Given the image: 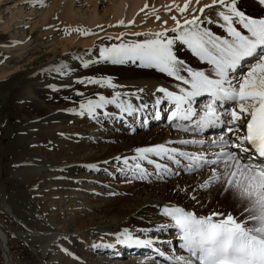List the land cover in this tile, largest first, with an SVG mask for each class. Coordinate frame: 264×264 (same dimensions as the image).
I'll return each mask as SVG.
<instances>
[{
  "label": "snow or ice",
  "instance_id": "6c2138e0",
  "mask_svg": "<svg viewBox=\"0 0 264 264\" xmlns=\"http://www.w3.org/2000/svg\"><path fill=\"white\" fill-rule=\"evenodd\" d=\"M191 2L185 0L182 7L177 6L178 11H188ZM195 2L199 4L200 0ZM240 2L212 0L210 4L193 10L203 15L206 9L219 6L221 10L216 15L223 21L221 27L226 36L202 26L213 23L211 18L202 20L201 15H192L182 24L172 16L176 26L170 31L176 33L175 36H168L169 30L165 29L152 34V39L114 45L101 51L102 59L112 64L139 62L141 67L155 68L178 82L175 91L167 87L157 88L163 99L173 105L167 119L175 127L197 134L218 127L224 130L218 139L211 141L196 138L169 140L136 148V155L131 158L116 157L117 160L123 159L125 165H129L131 159L134 163L130 167L141 177L147 173L141 162L153 165L158 172L176 175L178 171L173 173L167 163L161 164L158 160L169 161L188 173L208 168L210 175L199 187L204 190L215 188L221 197L235 205L234 210L215 209L207 215L177 204L161 206L160 214L168 218L169 223L162 224L157 231L167 227L176 229L179 248L186 253H178L175 249L166 253L157 248L158 256L169 264H264V18L247 15ZM258 3L264 6V0H258ZM177 41L210 66L209 70L193 69L180 60L173 51ZM87 82L113 89L118 87L110 78L89 79ZM128 95L117 91L110 98L100 95L98 100L88 99L86 103H80V114L87 113L95 118L97 109L115 105L122 113L133 115L147 107L135 106L130 99L122 98ZM202 97L207 99L201 107L198 98ZM161 103L162 99L157 98L155 104ZM160 111L154 113L155 119L161 118ZM173 144L207 146L219 151L190 152L170 146ZM119 236L123 239L118 238L117 242L128 246L152 247L163 243L158 239L135 237L127 229ZM103 246L114 247L112 244Z\"/></svg>",
  "mask_w": 264,
  "mask_h": 264
},
{
  "label": "bare ground",
  "instance_id": "6f19581e",
  "mask_svg": "<svg viewBox=\"0 0 264 264\" xmlns=\"http://www.w3.org/2000/svg\"><path fill=\"white\" fill-rule=\"evenodd\" d=\"M72 1L73 0L55 1L54 6L50 8L48 12H50V10H54V13H57L63 23L84 24L88 28L94 27L98 22L104 23L108 21V18L101 16L97 10L98 0H95V4L93 5L91 12H83L81 15L76 11ZM211 2L212 0H200V3L197 4L195 0H192V2L189 4L188 11L181 13L178 11L177 6L182 7L185 3V0H111L108 16L114 17V21L117 23L123 21V24H126V26L131 28L129 31L139 30L138 32H143L146 34V31L159 30L157 32H161L165 29H168L169 31L167 35L171 37L176 35V33L170 31L176 26V23L174 20H172V17L165 15L163 17L164 19L158 20L157 22H155L153 19H148L147 21L143 22L142 12L152 9L154 11H158L159 13H163L164 9L166 11L170 7L171 9L173 8V10L169 11L168 13L175 14L174 16H176V18L183 24L184 20L191 19L192 15H201L198 11H193L194 9H199L204 4H210ZM145 5L148 7H145ZM216 7L218 8V6L213 8ZM240 7L246 12L247 15L253 18H264V6H261L258 3V0H241ZM217 11L218 10L209 12L205 11L204 14L201 15V19L207 20V18H211V20L214 22L205 23L202 26L209 28L217 35L226 36L227 33L225 29L221 27L223 21L220 20V18L216 15ZM164 14L167 13L164 12ZM105 15L107 14L105 13ZM37 23L38 22H35L33 28L37 26ZM11 27L12 25L10 21L0 23V28H3L4 30H10ZM118 33L117 35H119ZM93 40L94 39L86 41L83 40V38H72L67 40L66 44L79 43L83 44L79 46L86 47L91 45L84 44H88ZM69 46L72 47L75 45H64L62 47L67 49ZM58 48L59 45H53L52 47V50L56 56H58ZM102 50L96 54H91L90 56L82 57L81 59L79 58L76 63H65L64 72H66V74L73 73L72 76L76 80L84 81L83 83L79 82L75 89H69L65 92L69 99H71V95L76 93L78 96V102L86 103L88 99L98 100L100 95L110 98L115 92L119 91L121 93H128V96H123L122 98L126 100L130 99L133 105H147V107L141 108L140 111L134 113L133 115H127L126 113H122L115 105H108L103 109H97V115L95 118L88 115L87 113L81 115L80 109L79 117H75L71 121H58V130L60 132L65 131L64 135L66 132H70L71 136H69V139L75 141L76 144H74V146L76 149H69L63 156L64 159L61 164L45 165L44 163H38L34 168H32V171L34 170L33 173L36 175V177H40L42 173L49 168L63 169L64 171L75 174L76 176H87L88 178H90V176L87 175V170L90 168L96 171L100 169H106L112 175H114L115 172H130L131 176L136 178V181H129L127 184L125 183L126 185L124 184L120 186V191H118L120 194H116V192H114L112 193L113 195L109 196L108 198H102L100 195L101 193L97 192L98 188H95V190L92 192L89 191V194L91 195H86V189H82L73 183L69 185V187L71 186L70 191L72 193L74 192V196H76L77 199H80V196H86L87 205L93 204V201L97 202V205L95 204L93 208L96 210V215H99L98 218L94 217L91 219V222L88 218H75L74 222L77 228L75 233L79 234L81 238L88 239L92 248H95L94 245H101L98 247L99 249L108 251L113 247H104L103 245L112 244L115 246L116 244H119V247L121 244L127 245L125 243L117 242L118 238L123 239V237L119 236V234L124 232L126 229L135 237H139L141 239L153 238L158 239L159 241L162 239L164 241L171 240L167 234V232L170 231L171 236L177 239V241L173 242L174 245L178 246L177 249H175L174 246L166 248L162 243H156L152 247L138 246L141 250V253L136 255V257H132L129 260H124V255H126L124 254L122 257H120L122 260H118V262L114 263L157 264V262H159V264H166L159 260L152 259V257L149 256L150 251L154 249L153 253H156V249L159 248L166 253H171L173 249H175L178 253H186H183V250L179 248L180 241L176 229L167 227L161 231H157V229L160 228L162 224L169 223L168 218L163 217L160 214L161 205L177 204L186 207L189 210H195L200 215H207L209 212L215 209L234 210L235 205L232 204L229 199L221 197L215 188L209 189L206 196L201 199H192L193 196L198 195L201 190H204L201 189L199 185L203 183V180L210 175V169L208 168H206V170L202 173H188L169 161L158 160V162L161 164L167 163L168 166L173 169V173L177 171L179 172L178 177L173 181H170L169 179L175 174H165L162 171L158 172V170L155 169L153 165H149L146 162H141L143 167L147 169V173L141 177L138 172L130 167L134 163L131 159L129 160V165H125L123 163V159L117 160L116 157L131 158L132 156L136 155V148L161 144L169 140L177 141L180 139L196 138L211 141L213 139H218L219 135L223 133L214 135L213 133L215 131H219L217 128L211 129L207 132L210 134L206 135L185 132L175 127L174 124L167 119L168 115H166V112L170 114V110L173 108V105L167 100L163 99V94L157 92V88L167 87L169 90L175 91L177 90L176 84L178 82L155 68L141 67L139 62L112 64L110 61H105L102 59ZM173 51L180 60L184 61L187 66L196 70H204L206 72L209 70L210 66L201 62L192 54L191 50L188 49L186 45L181 44L179 41L173 45ZM182 74L186 75V73ZM104 78H110L112 82L118 87L113 89L107 86L90 84L87 82L89 79ZM141 89H143V91H140ZM78 93H82V95H79ZM133 93L135 95H131ZM20 95L22 99L25 98L27 101H32L37 108L45 109L47 111H53V108H55L58 104L55 103L54 100L56 97H58L57 91L48 94L51 95V98L53 97L51 102L47 101L45 96L36 94L34 89L30 86L23 88L20 91ZM137 97H139V99H137ZM157 98L162 99V103L160 105L155 104ZM70 103L71 101L68 102V104ZM199 105L202 107L203 102L200 101ZM161 109L163 111H160ZM157 111H160V119L154 118V113ZM144 118H148L149 123H154V121L159 120V124L153 126L152 128L146 129V125L144 122H142V119ZM136 124L143 127L145 131L141 133H134V131L131 129L124 130V125L133 127ZM98 134H101V136H98ZM228 135L231 136L230 133ZM85 137H89L90 141H87ZM170 146L178 147L182 150H187L190 152L204 151L206 153H211L213 151H219L217 148H209L207 146L201 147L179 144H173ZM73 151L75 154L72 153ZM209 158L213 157L209 156ZM153 159L158 158L153 157ZM79 169L81 170V173H79ZM27 170L28 168L20 169L17 170L15 174L19 177H22ZM85 172L87 174H85ZM104 181H106L105 183H109L110 178H106ZM189 191L192 192V194H190ZM62 195L63 194H60L58 198L59 204L64 200ZM2 196V189L0 188V264H23L24 262H22L20 259H25L27 257L29 259H34L37 256V252L35 250H30V253L28 252L26 244L21 238L22 230H15L16 232H13L6 223H9L10 225L13 224V226L15 225L21 229L25 228L30 235H36L35 237H37L39 234V236L46 235L47 238L45 236L44 237L46 238L47 242L42 247L44 252L48 249L52 242L68 233L66 229H55L54 231H36L28 228L24 221L13 212L10 204L2 199ZM39 239L41 240V238Z\"/></svg>",
  "mask_w": 264,
  "mask_h": 264
},
{
  "label": "rangeland",
  "instance_id": "374dc122",
  "mask_svg": "<svg viewBox=\"0 0 264 264\" xmlns=\"http://www.w3.org/2000/svg\"><path fill=\"white\" fill-rule=\"evenodd\" d=\"M55 1L58 0H0V23L10 21L12 25L10 30L0 28V188L2 199L10 204L13 212L24 221L28 228L36 231L66 229L68 233L52 242L44 252L42 247L47 242L46 235L39 236L38 233L39 235L35 237L36 235H30L25 228L21 229L13 224L11 227L9 223L6 224L13 232L22 230L21 238L28 252L30 253V250L37 252V256L34 255L36 259L34 257V259L28 257L20 259L24 262L23 264H114L122 260L120 257L124 254L126 255L123 259L129 260L140 254L141 250L135 245L122 244L120 247L116 244L108 251L98 247L92 248L88 239L81 238L75 233L77 230L75 218H88L91 222V219L98 218L99 215H96V210L93 208L97 202L93 201V204L87 205L86 196H80V199H77L74 192L70 191L69 185L73 183L86 189V195L90 193L89 191L92 192L98 188L97 192L101 193V197L108 198L114 192L120 194L119 187L129 181H136V178L132 177L128 171L115 172L112 175L106 169L96 171L91 168L87 170L88 174L85 172L90 178L52 168L45 170L40 177H36L32 168L38 163L61 164L67 151L76 149L75 141L69 139L70 132L68 131L69 134L66 132L65 136V131L60 132L57 126L61 120L71 121L80 115L77 94L71 95L69 99L65 93L69 89H75L80 81L72 76L73 73L64 72L65 63H76L79 58L96 54L103 48L152 39L154 38L152 34L159 30L146 31V34L138 32L139 30L129 31L131 28L126 24L121 25L120 22L114 21V17L108 16L111 0L97 1L99 14L108 18V21L104 23L98 22L97 26L92 28L84 24L63 23L54 10L48 12ZM72 2L80 15L83 12H91L95 4V0H73ZM171 10L164 9L167 14L152 9L142 12L143 22L148 19L157 22L164 19L165 15L172 17L175 14L168 13ZM214 10H220L219 6L205 11ZM35 22L38 23L33 28ZM138 33L140 35H137ZM72 38L94 40L84 44L91 45L86 47L79 46L83 45L79 43L66 44L67 40ZM53 45H59L58 56L52 50ZM64 45L75 46L64 49L62 47ZM28 86L32 87L36 94L45 96L49 102L53 100V97L51 98L48 94L57 91L58 97L54 100L58 104L53 111L37 108L32 101L22 99L20 91ZM69 101H71L70 104H68ZM166 113L169 115L168 112ZM145 120H147L146 124ZM142 122L146 125V129L159 124V120L149 123L148 118L142 119ZM136 126L138 124L133 127L129 125L123 127L124 130L135 129L134 133L145 131L143 127ZM223 132L224 130L218 131L219 134ZM218 133L215 131L213 134ZM85 139L90 141L89 137ZM72 153L75 154L74 151ZM25 168L28 170L22 177L15 174L17 170ZM205 170L206 168L203 171ZM177 177L178 175L175 174L169 180L173 181ZM106 178H110L109 183H105ZM208 190H201L195 197L203 198ZM189 193L192 194L190 191ZM60 194H63L64 200L59 204ZM167 234L171 238L168 240L171 243L162 239V244L166 248L174 246L177 249L178 246L173 244L177 239L171 236L170 231ZM153 250L149 253L152 259L169 264L167 260L159 257L157 252L153 253Z\"/></svg>",
  "mask_w": 264,
  "mask_h": 264
}]
</instances>
